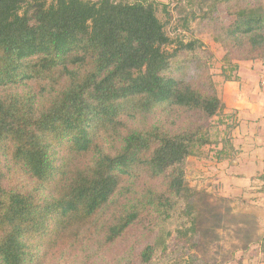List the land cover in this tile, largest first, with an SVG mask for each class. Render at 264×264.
<instances>
[{"label":"trees","instance_id":"1","mask_svg":"<svg viewBox=\"0 0 264 264\" xmlns=\"http://www.w3.org/2000/svg\"><path fill=\"white\" fill-rule=\"evenodd\" d=\"M178 3L182 28L199 18L241 61L264 55V0ZM168 7L0 0V264H111L137 227L147 241L120 264H156L195 238L187 162L223 103L205 44L171 38Z\"/></svg>","mask_w":264,"mask_h":264},{"label":"rangeland","instance_id":"2","mask_svg":"<svg viewBox=\"0 0 264 264\" xmlns=\"http://www.w3.org/2000/svg\"><path fill=\"white\" fill-rule=\"evenodd\" d=\"M157 1L169 5L173 18L162 13L161 19L169 21L171 38H199L205 44V62L223 110L204 124L210 144L187 162V182L204 198L198 233L191 240H170L156 264H264L259 244L264 234V55L254 62L241 61L236 51L215 42L212 32L199 33V18L189 29L182 28L175 10L178 0ZM222 17L230 20L226 12ZM143 233L135 228L129 239L106 251V260L120 264L134 256V249L147 241Z\"/></svg>","mask_w":264,"mask_h":264},{"label":"built area","instance_id":"3","mask_svg":"<svg viewBox=\"0 0 264 264\" xmlns=\"http://www.w3.org/2000/svg\"><path fill=\"white\" fill-rule=\"evenodd\" d=\"M261 86H262V89H263V91H264V77H263V79H262V81H261Z\"/></svg>","mask_w":264,"mask_h":264}]
</instances>
